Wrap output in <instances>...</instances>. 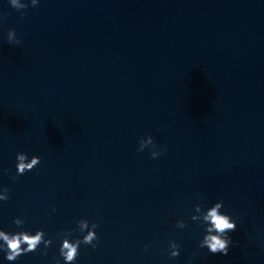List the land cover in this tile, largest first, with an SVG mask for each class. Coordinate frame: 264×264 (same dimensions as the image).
I'll list each match as a JSON object with an SVG mask.
<instances>
[{"label":"clouds","instance_id":"9594fccd","mask_svg":"<svg viewBox=\"0 0 264 264\" xmlns=\"http://www.w3.org/2000/svg\"><path fill=\"white\" fill-rule=\"evenodd\" d=\"M39 0H31L32 6H36ZM10 4L16 10H22L28 7L26 3H21V0H10ZM23 15V13H21ZM7 41L9 44H19L20 40L16 36L15 29H9L7 33ZM147 145H151L150 155L153 159L159 158L164 152L167 151V146L162 145L157 148V145L151 135L147 137H141L139 140L138 152H143ZM16 172L17 176L25 174V172L33 170L41 162L39 156H32L31 159L28 158V155L24 152L17 153L16 155ZM17 177H12L16 179ZM3 195H0V201H7L9 199L8 189H3ZM223 207V201H218L214 203L211 207H208L206 210L202 208L201 204H196L194 206L195 214L191 216L192 221H197L204 229V236L199 241L198 247L200 249L206 248L212 254H223L227 255L230 249V246L233 245V241L230 232H234L237 229V223L229 214L223 213L221 211ZM55 210V209H54ZM17 226H21V221L17 218L13 221ZM81 230L88 227L86 221L80 222ZM177 228H187L189 227L183 219H179L175 225ZM98 227L97 224L93 223L92 228L95 230ZM45 233L43 230H37L35 235H31L29 232H17L9 234L3 230H0V240H3V244H0V251L6 253L5 258L8 261H16L21 255H25L30 252H35L38 248L37 246L43 240ZM93 240H98L97 234L95 231H89L86 236L83 237L82 241H76L74 244L68 243L66 240L63 242L60 247V256L66 262L75 261L79 255L77 249L81 243L85 245H92ZM44 246L47 248L51 244V240H44ZM26 244V248H22L21 245ZM169 256L178 257L180 255V245L175 241L169 242ZM46 254V253H44ZM196 253H193L195 256ZM59 264V261H57Z\"/></svg>","mask_w":264,"mask_h":264}]
</instances>
